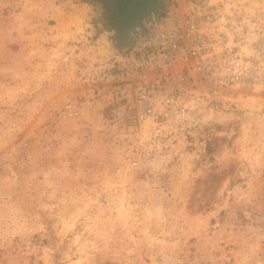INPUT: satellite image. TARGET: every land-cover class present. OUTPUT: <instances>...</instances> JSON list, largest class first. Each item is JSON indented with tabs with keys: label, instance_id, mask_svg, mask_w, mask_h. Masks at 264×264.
Segmentation results:
<instances>
[{
	"label": "rangeland",
	"instance_id": "1",
	"mask_svg": "<svg viewBox=\"0 0 264 264\" xmlns=\"http://www.w3.org/2000/svg\"><path fill=\"white\" fill-rule=\"evenodd\" d=\"M228 1L264 65V0ZM111 35L102 0H0V264H264V85L149 139Z\"/></svg>",
	"mask_w": 264,
	"mask_h": 264
},
{
	"label": "built area",
	"instance_id": "2",
	"mask_svg": "<svg viewBox=\"0 0 264 264\" xmlns=\"http://www.w3.org/2000/svg\"><path fill=\"white\" fill-rule=\"evenodd\" d=\"M245 15L228 0H170L151 15L114 63L126 119L148 124L149 139L182 133L237 89L264 85L263 62L246 53L255 30Z\"/></svg>",
	"mask_w": 264,
	"mask_h": 264
},
{
	"label": "water",
	"instance_id": "3",
	"mask_svg": "<svg viewBox=\"0 0 264 264\" xmlns=\"http://www.w3.org/2000/svg\"><path fill=\"white\" fill-rule=\"evenodd\" d=\"M164 0H102L104 18L117 52L131 45L138 30L146 32L145 23L163 9Z\"/></svg>",
	"mask_w": 264,
	"mask_h": 264
},
{
	"label": "bare ground",
	"instance_id": "4",
	"mask_svg": "<svg viewBox=\"0 0 264 264\" xmlns=\"http://www.w3.org/2000/svg\"><path fill=\"white\" fill-rule=\"evenodd\" d=\"M164 1H165V0H164ZM168 3H170V0H166L165 2H163V6L165 5L164 8L167 6ZM164 8H163V9H164ZM163 9H160L156 14H159L160 11H162ZM237 90H239V89H237Z\"/></svg>",
	"mask_w": 264,
	"mask_h": 264
}]
</instances>
